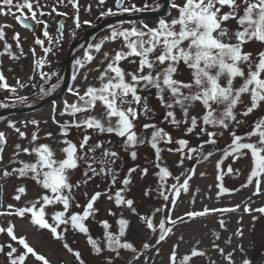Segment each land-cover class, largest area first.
I'll return each mask as SVG.
<instances>
[{"label":"snow or ice","instance_id":"1","mask_svg":"<svg viewBox=\"0 0 264 264\" xmlns=\"http://www.w3.org/2000/svg\"><path fill=\"white\" fill-rule=\"evenodd\" d=\"M64 3V0H58ZM99 5L105 4V0H98ZM171 11L166 18H160L154 26L141 24L130 27H113L109 35L99 43L89 44V49L96 53H102L100 66L95 69L87 67L96 57L89 51L84 52L83 59L75 61V68L82 70L79 74L85 82L89 80V74L96 71L97 84L86 83L83 90L79 87H69L68 91L75 100L64 101L59 116H67L69 119H57V106L53 104L51 120L58 127L60 139L58 143L61 158H57V151L48 143H38L40 121L33 119L25 122L33 125L36 131L31 133L29 146L15 145V151L9 164H17L18 167H4L0 169V180L9 177L30 180L40 189L35 199L27 200L23 206L0 203V216L27 218L31 225L38 229L48 230L52 237L63 242V248L70 253L76 264H86L79 250H74L67 242L65 234L71 229L82 234L91 252L102 255L105 250L113 254L106 259V264H114V260L120 257L122 250L132 253L133 261H138L143 252L126 239L130 227V220L124 216L123 210L127 209L137 215L145 229L154 238V243L145 242L142 249L155 248L156 254H160V245L174 234L177 223H185L203 217L213 212L229 213L241 207L237 204L233 208L209 209L202 211H188L184 216L172 217L171 210L165 213L158 224L155 221L157 213L169 208L174 209L181 192L189 191V181L195 175V169L180 176H172V172L162 163L161 153L165 150L161 145H178L166 150L180 154L178 166H183L185 160H208L214 155V151H205L206 145L217 144V137L229 131L230 142L222 150L223 157L217 162L218 174L216 179L219 191L217 196L229 193L224 187L223 164L225 159L238 160L250 155L252 168L247 176L246 183L241 188L254 185L253 196L264 195V0H166ZM68 3L76 10L74 23L80 28L78 0H68ZM162 5L157 4L159 10ZM40 0H0V15L12 16L24 28L31 29L32 24L28 20L35 21L38 25H44L43 36L49 44H58L63 37L64 24L60 23L56 29L57 38H53L47 31L46 21L39 19L45 15L56 13L66 16L67 13L58 12L55 7L51 12L42 11ZM137 7L126 0H115V11L108 8L100 13L101 17L118 16L125 13H136L148 9ZM89 11L91 10L89 6ZM89 24L90 21H84ZM11 25L0 24V41L3 42V52L11 59H19L13 55V45L8 43L6 28ZM12 40L17 48L21 47L19 33H14ZM105 41L119 42V47L111 52H102ZM37 45L43 48L45 54L52 51L51 47H44L45 40L37 38ZM255 46L253 49L252 46ZM35 55V49H32ZM123 62L136 65L135 70L128 71ZM37 67H42L45 61L37 60ZM86 69V70H85ZM40 78L45 83L51 81L58 73H45L41 71ZM78 73L74 70L72 80L77 79ZM34 77H29V80ZM27 83L17 79L15 86H10L3 72L0 71V89L16 93L18 89L27 87ZM35 87V85H32ZM60 87L59 83L51 84L47 89L40 86V92L49 95ZM156 102L164 111L163 122L179 130L183 128L184 137L195 134L198 143L191 146L189 139H174L171 132L159 127L155 123H144L143 131L150 135L138 134L137 122L142 117L151 118L154 108L151 100ZM245 97L247 100H245ZM24 103L26 97H17ZM8 104L0 103V108L8 107ZM199 108V112L196 109ZM254 113H261L249 125V130L243 135L232 130V126L244 123L238 117H249ZM47 123V121H45ZM8 127L13 129L18 136L28 139V135L16 127L12 121ZM73 130L79 133V141L70 138ZM97 136H115L122 140L121 147L129 152L131 158H137L135 149L147 144L154 150V167L158 169L155 175L158 177L159 187L157 194L165 204L162 208H156L151 214L141 215L134 207V200L126 197L132 184L131 173L136 169H129L128 175L119 180L122 185L114 193L112 187L118 183L119 172L117 162L120 153L111 147V140L100 139L93 141L92 134ZM203 137V139H200ZM46 138H53V133H46ZM255 138V139H253ZM8 138L5 132L0 131V163L4 160L5 146ZM21 154L33 156L32 161L18 159ZM81 170V177L73 180V175ZM147 169H142V175H147ZM231 166L227 172L233 173ZM236 174L239 172L236 170ZM96 178L109 181L111 187L104 192L96 191L88 197L87 202L81 205L76 199V193L83 186ZM173 178L176 182L167 185V180ZM237 189L236 191H238ZM150 193L146 192L145 195ZM27 195V186L21 184L15 188L13 200L20 202ZM171 195V200H170ZM102 196L111 201L117 211L108 209V215L115 217L117 231L113 232V225L107 219L98 221L103 229L102 240L91 235L87 225L89 219H95L99 209L95 207ZM251 199V198H249ZM55 206H59L56 210ZM54 210L49 214L47 209ZM81 209L73 211V208ZM245 213H259L264 215V207L251 208L245 203ZM257 216H252L253 227ZM223 228L225 222L219 221ZM239 223V221H238ZM0 235L8 238V242H0V255L5 258L6 264H27L29 258H34L39 264H51V261L43 254L38 253L30 245L27 238L17 235L16 225L11 221L6 226H0ZM237 237H243L242 228L234 233ZM219 239V236H216ZM183 240V237H180ZM103 243V246H102ZM228 243H231V237ZM199 241H197V245ZM212 247L227 261V264H235L233 252L225 253L218 244ZM243 254L240 264H253V259L248 258L242 245L237 246ZM179 244H173L168 258V264H178L177 250ZM207 253L199 247L191 248L185 254L179 264H190L193 258L204 257ZM144 264H147L145 260ZM211 264H215L214 261Z\"/></svg>","mask_w":264,"mask_h":264},{"label":"rangeland","instance_id":"2","mask_svg":"<svg viewBox=\"0 0 264 264\" xmlns=\"http://www.w3.org/2000/svg\"><path fill=\"white\" fill-rule=\"evenodd\" d=\"M179 2V0H177ZM127 3H134L137 7L144 8L147 4L149 6V11H157L155 9L156 5L162 4V0H126ZM40 4L43 5L42 11L45 13L51 12L52 8L55 7L58 12L67 13L66 21L64 22L63 37L56 44H49L46 37L43 36L44 25H39V31L29 30L20 26L17 21L12 16H3L0 15V24L11 25L10 28H6V38L8 43L13 45L12 52L13 55L18 56L19 59H11L7 54L0 55V71L3 72L6 77V81L10 86H15L17 79L27 83V87L18 89L16 93H12L5 89H0V103L8 104L12 107H24L32 103L37 102L46 95L40 92V86L43 84L45 89L49 88L51 84L61 83L62 77L64 74V59L66 52L70 43L76 39L80 34H82L86 29L96 25L101 20L106 17H101L100 13L106 11L108 8H112L115 11V0H105V4L99 5L98 0H78L79 4V18L81 22L80 28L75 27L74 17L76 15V10L72 7L68 0H64V3H59L58 0H40ZM89 6L91 10L89 11ZM171 10L167 12L162 17H155L145 19L143 24H148L149 26H154L160 18L168 17V14ZM142 12V11H141ZM139 13V12H136ZM172 15L176 13L171 11ZM59 15L52 13V15H45L39 17L43 19L47 24V31L55 39L58 37L57 21ZM84 21H90L89 24H85ZM141 21H121L111 25L106 26L101 31L96 33L90 39L89 44H95L101 42L103 38L110 34L113 27H130L133 25H141ZM41 30V31H40ZM14 33H19L21 47L23 49V55H21L20 48H17L15 42L12 40ZM43 39L45 40L44 47H51L52 51L45 54L43 48L40 45L35 43V40ZM88 45L85 48L81 49V53L76 57L72 63V75L74 70L78 73L77 79L72 80V87H79L81 90L85 87L86 83L97 84L95 77L98 75L96 71H92L89 74V80L85 82L82 78V75L79 73L82 70L75 68V61L77 59H83L84 52L89 51L96 57V60L87 67L95 69L97 66H100L99 62L102 59V53H96L94 49H89ZM119 42L113 43L111 41H105L102 47V52H111L114 49L119 47ZM254 49L255 46L253 45ZM32 49H35V55H33ZM3 52V42L0 41V53ZM43 59L45 63L42 67L36 66V61ZM122 66L128 70H135L136 65L130 64L128 62H123ZM86 70V69H85ZM45 73H58V76L52 77L51 81L45 83L40 78V72ZM29 77H34V79L29 80ZM32 85H35L33 87ZM26 97L27 100L24 103H21L17 97ZM67 100L72 102L75 100V97L71 93L66 94L59 100H55L52 103L42 107L36 112L24 113V114H9L3 117H0V131L6 133L8 138V143L5 146L4 160L0 163V169L4 167H18L17 164H9L10 159L13 156L15 151L16 144H22L23 146H29V140L31 133L36 131V128L28 124L25 127V122L31 121L33 119L39 120L40 126L38 135L40 140L38 143H48L57 151V158H61L59 148L62 147L58 143L60 139L58 133V127L51 120L53 104L57 106V119L67 120L69 117L59 116V111L63 107L64 101ZM245 100L247 98L245 97ZM151 104L158 115L151 118L142 117L137 122V132L139 135H150V130L148 133L143 131L142 125L144 123H155L159 127L165 128L166 131L172 133L174 139H179L181 137L187 138L190 141L191 146L195 147L198 143V140L195 134L191 136L184 137L183 128L177 130L171 125L163 122L164 109L158 105L153 96ZM156 104V105H155ZM8 106V107H9ZM1 109V108H0ZM199 108L196 109L198 113ZM261 113H254L249 117H238L244 121L243 124L238 127L233 125L232 130H235L237 134L243 135L246 131L249 130V125L255 120ZM12 121L16 124V127L20 128L21 131H24L28 135V139H21L18 134L11 128L8 127V122ZM47 121V123H45ZM52 132L53 138H46V133ZM93 141L100 139L111 140V147L114 150L120 153V160L117 162V171L119 172L118 183L112 187V193H114L122 185L119 183V180L128 175L129 169L135 168L136 171L131 173L132 184L129 186L130 190L125 193L126 197L134 200V207L137 209V212L141 215L151 214L156 208H162L165 204V201L158 196L157 189L159 187L158 177L155 173L158 171L154 167L155 155L154 150L151 149L147 144L138 146L135 151L137 152V158L133 160L129 152H125L122 145V140L115 136H109L107 138L97 136L95 133L92 134ZM70 138L75 141H79L81 138L79 133L73 130V133L70 134ZM200 139H203L201 137ZM255 139V138H253ZM230 142L229 131H225L222 136L217 137V144L206 145L205 151L212 150L214 155L208 160H200L197 162V159L185 160L184 165L178 166L180 154L176 152H169L166 149L169 147L175 148L178 145H161L165 150L161 153L162 163L164 166H167L172 172V176H180L181 181L184 179L182 173H188V170L191 168L195 169V175L192 176L189 181V191L187 193L181 192L180 197L177 199L174 209L169 204L172 217L184 216L188 211H202L205 207L209 209H221V208H233L237 204L241 205L239 209L234 212L222 213V212H213L203 217H197L195 220L188 221L185 217V223H177L174 228V234L171 235L165 242H162L160 247V254L157 255L155 248L142 249V244L145 242L154 243V238L152 235L145 229L144 225L139 220L137 215L132 214L127 209L123 210L124 216L130 220L131 224L127 231L126 239L134 244V246L143 252V255L140 256L138 261H133L132 253L127 250H122L120 257L114 260V264H144L147 260V264H168V258L171 252L173 244H179L177 250V262L185 255L188 254L193 247H199L200 250L205 251L207 254L204 257L193 258L190 264H211L212 261L215 264H227V261L217 252L213 247V243L218 244L221 248L227 252H233V259L235 264H240L243 254L239 251L238 245H242L244 252L247 254L248 258L253 259V264H264V215L259 213H245L243 207L245 203L249 204L251 208L264 207V195L253 196L254 185L247 188H241V185L246 183L247 176L249 175L252 168V160L250 155L247 157H241L238 160H234L231 157L225 159L223 164H221V169H223L224 178L223 185L229 189V193L222 194L219 197L217 193L219 191L217 185L221 183L216 179L218 170L216 168L217 162L223 157V149ZM18 159L23 161H32L34 160L33 156H28L21 154ZM231 166L234 170L233 173H228L227 169ZM147 169V175H142L141 170ZM238 170L239 174H236ZM81 177V170H77L73 175V180L79 179ZM2 192H1V203L6 207L7 204H14L17 206H23L24 202L27 200H32L37 197L40 192L38 186H36L30 180L17 179L16 177H9L7 180H0ZM176 181L173 178L167 180V185L170 187L171 184ZM25 184L27 186V195L22 198L20 202H17L12 199L15 195V188ZM111 187L109 181L102 180L101 178H96L94 181L89 182L87 185L83 186L76 193V199L81 205H84L87 202L88 197L91 196L96 191L104 192L106 189ZM239 189L238 191H236ZM264 189V185H262ZM88 193V197L84 193ZM150 193L145 195V193ZM251 198V199H249ZM171 200V195H170ZM99 209V213L96 215L95 219H89L86 223L90 228L91 235L94 238H99L102 240L103 229L99 225L98 221L107 219L113 225L112 231H117V225L115 224V217L108 215V209H112L118 212L114 204L107 199L106 196H102L100 200L95 205ZM56 210L59 209V206H55ZM168 209L157 213L155 216V221L158 224L159 220L165 216V213L168 212ZM54 209L50 207L47 209L49 214V221L51 213ZM73 211H80L81 209L73 208ZM255 215L258 219L255 221V226L253 227L252 216ZM223 220L225 226L222 228L219 221ZM12 222L16 225L17 235H23L27 238L31 246L35 250L45 255L50 261L51 264H76L74 257L68 253L63 248V242L54 239L51 233L48 230L38 229L37 227L30 224L27 218L21 219L17 217H6L0 216V226H6L8 222ZM239 221V223H238ZM238 228H242L244 232L243 237H237L234 235ZM219 236V239H216V236ZM66 242L74 249L79 250L82 254L83 259L86 261V264H106V259L113 256L112 253L105 250V252L100 255H94L90 246L86 243V238L78 233L74 232L71 229L65 234ZM180 237H183V240H180ZM231 237V243H228L229 238ZM197 241L199 244L197 245ZM0 242H8V238L4 235H0ZM103 246V243H102ZM0 264H6L5 258L3 255H0ZM27 264H39L35 261L34 258H29Z\"/></svg>","mask_w":264,"mask_h":264},{"label":"water","instance_id":"3","mask_svg":"<svg viewBox=\"0 0 264 264\" xmlns=\"http://www.w3.org/2000/svg\"><path fill=\"white\" fill-rule=\"evenodd\" d=\"M167 6H168V3L166 2V0H164L163 7L158 11L142 12V13H135V14H122V15L111 16V17H107V18L103 19L100 23H98L94 27L88 29L85 33H83V35L79 39H77L76 41L71 43L69 50L67 52L66 59H65V72H64L63 83H62V85L58 91H55L54 93L50 94L49 96H47L46 98L42 99L41 101H39L37 104H34V105H30V106H26V107L2 108V109H0V117L8 115V114H12V113H24V112L37 110L39 108L44 107L48 103H50L52 100H55V99L61 97L68 87L69 78H70L71 60L75 56V54H72L73 49L78 44H80L81 42H87L89 40L90 36H92L93 34H95L98 31H100L105 26L112 24V23H115V22H118V21L139 19L142 17L160 16V15L165 13ZM28 23L32 24V28H31L32 30L35 29V27H36L35 21L28 20ZM60 23H62V18L60 19L58 25ZM0 196H1V184H0Z\"/></svg>","mask_w":264,"mask_h":264},{"label":"flooded vegetation","instance_id":"4","mask_svg":"<svg viewBox=\"0 0 264 264\" xmlns=\"http://www.w3.org/2000/svg\"><path fill=\"white\" fill-rule=\"evenodd\" d=\"M178 2V1H177ZM170 9V8H169ZM65 17V16H64ZM64 21H66V17H65V19H64ZM143 21H145V20H143ZM58 46V44H56V47ZM81 47V46H80ZM81 49L82 48H80L79 50H78V53H77V56L81 53ZM156 105V104H155ZM153 107V106H152ZM156 115H158L157 114V112L155 111V109H154V115L152 116V117H155ZM162 116L164 115L163 113L161 114ZM145 118H147L148 119V117H145Z\"/></svg>","mask_w":264,"mask_h":264}]
</instances>
